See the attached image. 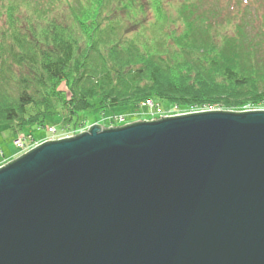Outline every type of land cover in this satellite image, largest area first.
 <instances>
[{
    "label": "water",
    "instance_id": "water-1",
    "mask_svg": "<svg viewBox=\"0 0 264 264\" xmlns=\"http://www.w3.org/2000/svg\"><path fill=\"white\" fill-rule=\"evenodd\" d=\"M101 127L0 167V264H264V110Z\"/></svg>",
    "mask_w": 264,
    "mask_h": 264
},
{
    "label": "trees",
    "instance_id": "trees-1",
    "mask_svg": "<svg viewBox=\"0 0 264 264\" xmlns=\"http://www.w3.org/2000/svg\"><path fill=\"white\" fill-rule=\"evenodd\" d=\"M211 1L179 0L173 15L163 8L173 0H149L157 23L147 39L145 28L133 36L121 26L100 29V14L117 2L125 8L126 0H0V124L26 132L56 115L76 133L87 123L79 112L136 109L147 99L223 110L262 101L264 7L259 14L247 0ZM79 31L86 35L81 51ZM207 48L215 52L210 59L193 56ZM61 82L63 97L55 91Z\"/></svg>",
    "mask_w": 264,
    "mask_h": 264
},
{
    "label": "rangeland",
    "instance_id": "rangeland-1",
    "mask_svg": "<svg viewBox=\"0 0 264 264\" xmlns=\"http://www.w3.org/2000/svg\"><path fill=\"white\" fill-rule=\"evenodd\" d=\"M127 1L128 0H126L125 8L122 7L123 4H119L117 2L116 3L117 5L115 4L116 6H114V4L111 6V8L114 11L105 12L103 14L100 12L101 13L100 17H99L101 20L100 29L109 30V28H111V26L112 27L113 26H118V27L121 26V29L123 31H125V32L127 31L128 34L126 36H133L134 30L136 31L137 28H145L146 29L144 32L145 37H147V39L151 38L154 29L150 26L153 23H157V19H155V15H157V14L155 11H153L155 8L153 10L148 9V4H149L148 1L149 0H135V2H133V3H127ZM166 1H168V0H166ZM178 1L179 0H173L174 7L170 8V7H167V5L166 6L164 5L163 8L168 13H171V10L173 8L172 14L175 15L174 8L178 4ZM215 1H216V3L219 4V6L227 5V4L236 6L239 3V1H241V3L243 2L242 4H245L244 3L245 0H215ZM163 2H165V0H163ZM208 2L210 3L212 1L208 0ZM247 4L250 5V11L255 12V10H256L260 14L263 10V7H264V0H247ZM141 8H142V10H141ZM126 9H128V12L125 15ZM231 10H232V7H230V11ZM67 14H68L67 17L70 18L69 13H67ZM93 15H91L89 18L91 19L93 17ZM251 16H253V15H251ZM135 18H136V20H135ZM90 19H88V21H90ZM150 21H152L151 24H150ZM117 22H122V25H119ZM138 24H139V26H138ZM180 26H181V23H176V24L171 25V28H174L173 30L175 31V34L181 33L180 32L181 31ZM78 33H79V36H78L79 41L77 42L78 46H79L78 51H81V50H84L85 45H86V35L82 31H79ZM215 43L217 46H219L221 44V41H219V42L216 41ZM207 49H209V48H207ZM212 54L215 55V52H212L209 49L208 53H205V52L193 53V56L200 58L203 61H206V60L211 58ZM263 54H264V51H263ZM260 58L264 59V55H260ZM176 60H178V59H176ZM44 90L47 93L51 91V90L49 91L48 89H44ZM55 91L57 92V94L59 93L58 95H60V97H63L64 94H67L66 93L67 89L64 85V82L57 84ZM54 94H55V92H54ZM155 102L157 103V105H154L153 107L152 106L149 107L150 105H148V107H143L140 104V106L136 109H128L125 107H117L116 106L111 110L107 109L103 113L102 112L99 113L98 111L79 112L80 119L85 116V120L87 121V123L85 126H81V128H78V129L86 130V128L88 126H90L92 123L98 124V125H100V127L102 126V127L108 128V127L122 126V125H124V123L127 124V123H131L132 121H136V120H140V121L144 120V119H147V121H150L151 119L158 120L161 118V116H173V115L191 113V111L192 112L204 111V110L207 111V110H215L216 108H218V107H213V106L212 107L207 106V107H204L203 109H202V107H191V106L186 107V108H182L180 106L178 107L177 105H170L163 100H156ZM199 108H201V109H199ZM55 110H56V108L54 109V111ZM217 110H223V109L219 108ZM247 110H264V99L262 101H258L257 103H245V104L241 105L239 107V109L224 110V111L239 112V111H247ZM59 111L62 112L61 116L66 115V113H67L66 109L59 110ZM115 113L119 114L121 117H123V119H125V122H123L122 124L117 123L115 121L110 122L108 120L109 117ZM59 122H60L59 117L56 115H53V117L46 118L45 124L43 126L37 125V126L31 127L29 129H27L26 132L17 131L19 127L16 125V123H10L7 125L0 124V152L3 153L5 158H7V159H5L3 164L11 161L13 158L20 155L19 150L24 149L25 146H28L29 144H31L30 137L28 139L25 136V134L31 133L32 134L31 136L33 138V143L34 144L35 143L40 144V143L45 141L43 138L47 135V133H46L47 125L52 124L57 128H61V125ZM102 127H101V129H102ZM15 134H17V136L24 135L27 138V140L23 142V145L20 148L15 145V142H14ZM34 144H32V146ZM31 147L27 148V150H25V151H28L29 149H31ZM21 152L23 153L24 151H21ZM3 164L0 163V167Z\"/></svg>",
    "mask_w": 264,
    "mask_h": 264
},
{
    "label": "built area",
    "instance_id": "built-area-1",
    "mask_svg": "<svg viewBox=\"0 0 264 264\" xmlns=\"http://www.w3.org/2000/svg\"><path fill=\"white\" fill-rule=\"evenodd\" d=\"M147 103L150 104L151 102L150 101H147ZM49 132H52L53 133L54 132V129L49 127ZM23 142H24V139L21 138V137H18L17 140H16V145L20 148V147H22Z\"/></svg>",
    "mask_w": 264,
    "mask_h": 264
},
{
    "label": "bare ground",
    "instance_id": "bare-ground-1",
    "mask_svg": "<svg viewBox=\"0 0 264 264\" xmlns=\"http://www.w3.org/2000/svg\"><path fill=\"white\" fill-rule=\"evenodd\" d=\"M70 136V135H69ZM72 136V135H71ZM66 137H68V136H66ZM63 138H65V137H63Z\"/></svg>",
    "mask_w": 264,
    "mask_h": 264
}]
</instances>
